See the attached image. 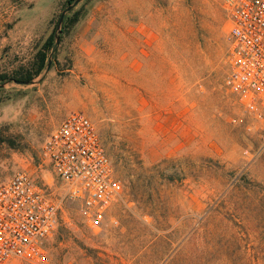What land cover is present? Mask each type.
Returning <instances> with one entry per match:
<instances>
[{
  "label": "rangeland",
  "instance_id": "374dc122",
  "mask_svg": "<svg viewBox=\"0 0 264 264\" xmlns=\"http://www.w3.org/2000/svg\"><path fill=\"white\" fill-rule=\"evenodd\" d=\"M75 1L0 0V105L24 101L0 185L26 170L61 193L42 149L84 112L125 191L101 229L65 203L49 264H264V141L225 83V0H82L58 29Z\"/></svg>",
  "mask_w": 264,
  "mask_h": 264
},
{
  "label": "built area",
  "instance_id": "2783aa9c",
  "mask_svg": "<svg viewBox=\"0 0 264 264\" xmlns=\"http://www.w3.org/2000/svg\"><path fill=\"white\" fill-rule=\"evenodd\" d=\"M230 27L225 83L244 113L261 122L264 141V0H225ZM41 170L53 183L26 170L0 185V264H49L47 241L61 226L64 205L79 204L92 229H101L125 191L94 121L74 112L45 142Z\"/></svg>",
  "mask_w": 264,
  "mask_h": 264
},
{
  "label": "clouds",
  "instance_id": "9594fccd",
  "mask_svg": "<svg viewBox=\"0 0 264 264\" xmlns=\"http://www.w3.org/2000/svg\"><path fill=\"white\" fill-rule=\"evenodd\" d=\"M23 106V100L0 105V125L16 122L23 114Z\"/></svg>",
  "mask_w": 264,
  "mask_h": 264
},
{
  "label": "trees",
  "instance_id": "16d2710c",
  "mask_svg": "<svg viewBox=\"0 0 264 264\" xmlns=\"http://www.w3.org/2000/svg\"><path fill=\"white\" fill-rule=\"evenodd\" d=\"M77 21V20H75ZM54 42V38L51 37L46 45V47L52 46ZM50 50V49H47ZM41 60H40V64L38 65L35 73H27L25 75L22 74H18L15 77H13V81L20 83V84H30L34 78L38 75H40L42 73V71L44 70L45 66H46V54L45 53H41Z\"/></svg>",
  "mask_w": 264,
  "mask_h": 264
},
{
  "label": "water",
  "instance_id": "95a60500",
  "mask_svg": "<svg viewBox=\"0 0 264 264\" xmlns=\"http://www.w3.org/2000/svg\"><path fill=\"white\" fill-rule=\"evenodd\" d=\"M82 0H76L75 3L73 5H70L61 15L60 17V20H59V23H58V29L61 28L63 22H64V19H65V16L68 12L72 11L74 7H76ZM57 44H59V38L57 40ZM51 67V61L49 62V65H48V70L50 69Z\"/></svg>",
  "mask_w": 264,
  "mask_h": 264
}]
</instances>
